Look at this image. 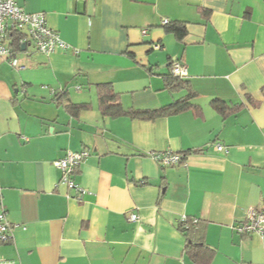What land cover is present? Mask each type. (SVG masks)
<instances>
[{
    "label": "crops",
    "instance_id": "obj_1",
    "mask_svg": "<svg viewBox=\"0 0 264 264\" xmlns=\"http://www.w3.org/2000/svg\"><path fill=\"white\" fill-rule=\"evenodd\" d=\"M18 4L43 12L69 48L49 56L31 50L24 70L0 62V212L11 226L2 258L195 264L177 229L189 218L205 229L209 264H264V236L234 229L250 209L264 214V0ZM164 20L186 25L182 41ZM175 62L187 69L198 112L101 115L97 84H109L125 110H157L185 97L163 80ZM213 100L239 109L223 117ZM68 103L88 108L73 116ZM82 150L89 156L73 176L86 192L79 200L59 183L54 162ZM164 152L182 154V163L151 158Z\"/></svg>",
    "mask_w": 264,
    "mask_h": 264
},
{
    "label": "built area",
    "instance_id": "obj_2",
    "mask_svg": "<svg viewBox=\"0 0 264 264\" xmlns=\"http://www.w3.org/2000/svg\"><path fill=\"white\" fill-rule=\"evenodd\" d=\"M168 23L163 21V25ZM146 31H143L144 34ZM12 36V37H11ZM31 45L33 49L44 56H49L57 50L68 49L56 32L51 30L43 12L27 13L18 4V0H0V62H8L16 70L27 68V58H18L21 48ZM154 50L159 46L154 45ZM170 74L174 77L186 78L187 69L185 66L175 62L170 68ZM223 148L216 145V150ZM89 156V152L82 150L79 152L67 151L65 156L54 162V167L60 172L59 183L73 192L74 198L80 200L86 192L73 179L76 169ZM151 158L165 166H178L183 161V155L171 152L152 153ZM129 221H137V216L130 214ZM10 224L6 221L4 214L0 212V246L10 239ZM241 235L257 234L264 236V214L260 211L250 209L246 220L235 228ZM0 264H12L11 261L2 258L0 253Z\"/></svg>",
    "mask_w": 264,
    "mask_h": 264
},
{
    "label": "trees",
    "instance_id": "obj_3",
    "mask_svg": "<svg viewBox=\"0 0 264 264\" xmlns=\"http://www.w3.org/2000/svg\"><path fill=\"white\" fill-rule=\"evenodd\" d=\"M163 28L167 33H171L178 41H182L187 34L186 25L181 22H168ZM29 48L31 49L29 50ZM31 50L35 51L32 44H26L24 50H21V54L19 55H21L23 59H28ZM163 80L169 91L185 90L186 95L172 104L157 110H125L120 104L119 96L112 91L109 84H97V101L101 115L110 119L129 117L131 119L152 120L159 116L178 114L186 110L199 111V108L192 103L195 93L191 90L185 78L174 77L171 74H167L163 76ZM211 107L223 117L239 109L235 106L230 107L220 100L211 101ZM65 108L71 115L78 116L81 111L88 108V105L68 103L65 105ZM177 229L186 239V254L189 259L195 264H209L214 256V251L204 242L205 229L200 222L189 218H183Z\"/></svg>",
    "mask_w": 264,
    "mask_h": 264
},
{
    "label": "rangeland",
    "instance_id": "obj_4",
    "mask_svg": "<svg viewBox=\"0 0 264 264\" xmlns=\"http://www.w3.org/2000/svg\"><path fill=\"white\" fill-rule=\"evenodd\" d=\"M30 49H31V48H29V50H30ZM17 57H18V58H21V55H17Z\"/></svg>",
    "mask_w": 264,
    "mask_h": 264
},
{
    "label": "water",
    "instance_id": "obj_5",
    "mask_svg": "<svg viewBox=\"0 0 264 264\" xmlns=\"http://www.w3.org/2000/svg\"><path fill=\"white\" fill-rule=\"evenodd\" d=\"M21 50H24V47H22Z\"/></svg>",
    "mask_w": 264,
    "mask_h": 264
}]
</instances>
